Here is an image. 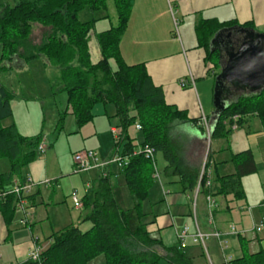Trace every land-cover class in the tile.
<instances>
[{"label":"trees","instance_id":"obj_1","mask_svg":"<svg viewBox=\"0 0 264 264\" xmlns=\"http://www.w3.org/2000/svg\"><path fill=\"white\" fill-rule=\"evenodd\" d=\"M110 1L116 12V24L95 33L101 59L92 63L88 50L90 32L97 20L109 17L106 12ZM132 4L133 0H17L13 5H0V77L4 72L42 59V66L48 70L52 96L66 95V108L58 122L60 129L67 112L80 127L93 118L95 104H112L123 135V152L130 155L126 164L116 169L136 198L131 208H121L113 192L116 172L108 171L106 176L99 173L90 195L81 197L82 214L78 223L53 232L51 243L37 259L27 258L17 264H89L100 255L104 259L102 264H194L179 245L165 246L147 231L142 220V202L154 184L153 165L142 154L131 152L137 145L148 144L165 161L162 176L178 177L183 190L193 191L200 171L183 161L182 139L186 133L181 137L183 128L177 125L188 123L201 133H205V129L200 120L188 118L184 110L165 102L161 87L152 83L143 63L127 65L123 61L119 41ZM84 8L91 13L98 10L105 13L82 21L77 13ZM34 24L45 28L37 42H32L31 38ZM230 26L233 25L205 19L195 24L197 45L205 49L208 59L218 61V52H210L209 42L219 29ZM240 26L252 28L250 24ZM13 94L0 82V158L6 157L10 163L9 171L0 173V190L14 180L22 181L21 170L34 160L42 139L41 135L22 136L14 123L3 124L11 116ZM248 115L258 116L264 128V89L240 95L231 102L209 130V140L226 137L232 125L242 126ZM135 123L141 128L136 136H131L128 129ZM176 130L180 135L174 134ZM232 160L235 172L211 179L209 187L205 186V166L200 195H240V178L253 173L255 163L249 150L233 154ZM15 202L12 194L0 198V217L7 228L16 214ZM157 247L162 253L155 249ZM222 264H264V249Z\"/></svg>","mask_w":264,"mask_h":264},{"label":"crops","instance_id":"obj_2","mask_svg":"<svg viewBox=\"0 0 264 264\" xmlns=\"http://www.w3.org/2000/svg\"><path fill=\"white\" fill-rule=\"evenodd\" d=\"M16 1L0 0V5L3 3L13 5ZM201 19L229 25L250 24L254 30L263 31L264 0H133L125 31L119 41V52L127 65L137 63L145 65L152 83L161 87L167 104L184 110L188 118L200 120L204 129L207 127L210 130L215 122L211 116L212 100L209 102L208 95L213 89L218 68L213 59H208L205 49L197 45L195 24ZM95 33L93 29L88 40L92 63L101 59ZM7 75L5 85L13 90L14 78L11 71ZM181 80L185 83L183 86L180 85ZM67 114L71 118L68 133L74 148L72 155L88 149L95 151L100 160L111 156L114 138L110 129L119 124L112 104H95L93 118L80 127L76 126L70 112ZM203 118L205 123L202 122ZM177 126H181L186 133L182 152V159L185 161L186 151L192 156L198 155L199 145L207 134L201 133L197 127L188 123L182 122ZM134 131L137 132L135 128ZM42 139L45 138L42 136ZM187 143L191 144L190 149H186ZM50 146L47 141L46 149ZM244 150L251 152L255 171L240 178V195L235 196L232 193L213 195L215 206L211 222L204 197L199 193L195 195V189L183 190L178 183V177H163L162 169L157 168L160 173L159 179L155 178L152 172L154 184L149 189L148 197L143 201L148 202L147 206L142 203L144 211L142 220L151 237L165 246L179 245L194 264H197L199 259L202 260L200 264H222L264 249V128L258 116L248 115L243 125L232 129L226 137L209 140L206 173L210 180L233 174L235 167L232 155ZM43 154L46 155V150ZM164 165L163 160L162 166ZM106 170L116 172L114 183L124 180L114 165L107 167ZM99 173L100 170L96 169L78 173L86 174V178L82 180L81 192L78 191L80 198L90 194L91 186ZM69 174L70 170H60V175ZM27 175L33 180L30 169L26 166L21 170V177ZM36 178L39 177L35 173L34 179ZM35 183L39 185L33 187L26 198L27 220L25 223L18 221L17 224L28 227L30 234L26 240L14 244L12 229L18 227L11 223L7 228L0 217V264H17L25 261L32 249V242L41 252L51 243L50 235L53 230L46 209L54 205L51 199L58 185L50 181L47 185L49 187L46 188L52 192L45 196L42 187L46 185ZM155 183L158 189L153 190ZM68 195L65 196L66 200L69 198ZM130 200L131 206L125 209L134 205L135 200L132 198ZM73 208L80 210L82 214V209ZM260 224L262 226L257 230ZM82 226L87 227L85 224ZM184 227L188 228L189 234H193L198 228L203 232L216 229L224 235L221 241L210 237L204 244L194 243L188 237L181 244L177 236ZM231 227L235 232H231ZM38 233L45 234L43 243L40 242Z\"/></svg>","mask_w":264,"mask_h":264},{"label":"rangeland","instance_id":"obj_3","mask_svg":"<svg viewBox=\"0 0 264 264\" xmlns=\"http://www.w3.org/2000/svg\"><path fill=\"white\" fill-rule=\"evenodd\" d=\"M104 13L105 12L101 10L91 13L87 8H84L77 13V17L82 21H87L92 19V17L99 18ZM106 13L109 15L107 19H99L94 23L93 29L95 32L102 31L109 28L111 25L116 24V12L111 1L108 4V11ZM44 30L45 28L41 25L34 24L31 33L32 42L39 41ZM42 63V59H38L24 64L18 70L15 68L11 71L12 77L14 78L12 87L14 96L10 99L11 116L4 120L3 124L7 125L14 123L18 132L22 136L36 137L41 135L45 138L46 142L48 141L50 143V148L46 149L47 159L45 160V154L37 153L34 160H32L27 167L30 169L35 182L49 180L58 185L56 193L53 194L51 199L53 200L54 205H51L46 209V215L53 232H58L65 227L76 224L78 215L81 214L80 210H76L72 207L73 204L68 200L69 198L66 200L65 196L73 189H78L77 191L81 192L82 180L86 178V174L75 173L74 166H72L74 153L73 155L71 153L74 148L69 138L70 134L68 133L71 125V118L68 114L65 115L63 120V127L61 129L58 128L60 113L66 108V95L65 93H59L56 96H52L48 82V70L42 66ZM214 63H217V61ZM217 68L218 72L219 66H217ZM7 74V72L1 74L2 77H0V82L5 84V81L8 78ZM208 98L210 102L212 100V89ZM128 131L130 135L137 134V132L134 131L133 126L129 127ZM184 132L185 130L183 129L181 136L183 138L185 136L183 135ZM205 133L207 134L206 130ZM174 134L180 135L178 130H176ZM184 140L185 139H182L183 142ZM190 146L191 144L187 143L186 149H190ZM208 149L209 138L206 135L205 139L202 140V143L199 145V150H197L198 155L192 156V154L187 153L186 151L184 154L185 161L191 163L192 166L197 167L200 172L205 166L207 169L209 162L207 156ZM194 153H196V151ZM155 158L157 168L161 170L163 167V158L159 153L155 155ZM9 169L10 163L8 158H0V173L7 172ZM64 169L70 170L71 174L60 175V170L64 171ZM35 173L39 178L34 179ZM124 181L125 180L123 179L116 181L113 189L115 199L123 209L131 206V198L133 200L136 199L131 194L126 184H124ZM156 186L157 184L155 183L153 190L158 189ZM46 187L49 186L42 187V193L45 196L52 192L51 189ZM147 203L148 202L146 201L143 203L145 204V207L147 206ZM21 217V213H16L12 222L13 225L18 227L12 229V239L14 244L18 241L23 242L30 234L28 227L17 226ZM38 238L40 242L43 243L45 234L38 233ZM155 249L162 253L160 248L157 247ZM103 261V256L100 255L90 264H102ZM201 262L202 260L199 259L197 264H200Z\"/></svg>","mask_w":264,"mask_h":264},{"label":"water","instance_id":"obj_4","mask_svg":"<svg viewBox=\"0 0 264 264\" xmlns=\"http://www.w3.org/2000/svg\"><path fill=\"white\" fill-rule=\"evenodd\" d=\"M223 32H229L228 35L232 32L233 37H237L236 43L231 39L222 41ZM209 49L218 52L219 72L214 77L211 112L216 122L224 109L240 95L264 89V30L240 25L223 27L211 38Z\"/></svg>","mask_w":264,"mask_h":264},{"label":"built area","instance_id":"obj_5","mask_svg":"<svg viewBox=\"0 0 264 264\" xmlns=\"http://www.w3.org/2000/svg\"><path fill=\"white\" fill-rule=\"evenodd\" d=\"M185 83L183 80L180 81V85L183 86ZM202 122L205 123V119H202ZM134 128L136 131L140 130L141 126L139 123H135ZM236 128L235 124L232 125V129ZM111 133L114 138V148L113 153L111 156H109L106 159L100 160L97 153L93 150L84 149L82 151H78L74 153L73 155V166H74V172L75 173H83L88 172L92 169L100 170V174L102 176L107 175V167L114 165L116 168H121L123 164H126L129 158V154H125L123 152V135L121 133V128L119 126L117 127H111ZM207 131V136L209 134V128L206 127L205 129ZM47 147V142L45 139H41L37 151L38 153L42 154L45 152ZM131 154L139 155L142 154L145 158H148L153 165V175L155 178L159 179L160 173L156 167L155 164V152L154 149L149 146L148 144L144 145H137L136 148L131 152ZM204 172V168L201 170L199 174V181L197 182V185L195 187V195L198 194L199 191V185H200V179L202 177V174ZM207 172V171H206ZM41 185H49L50 181L45 180L40 182ZM211 184L210 179L207 175V179L205 181V186L209 187ZM39 185V183H35L31 176L27 175L24 176L22 181L14 180L8 187L5 189L0 190V198L12 194L15 196L16 202H15V209L16 212L22 213V217L20 218V223H25L27 220L26 217L28 215L26 211V198L28 194L31 192L33 187ZM71 203L73 204V207L82 209V201L79 196V193L76 189H73L70 191L68 195ZM205 204H206V210L208 213V218L210 222L212 221L213 217V209H214V200L212 195H206L204 197ZM262 224H260L257 227V230L260 229ZM231 232H235L233 227H231ZM224 233L214 229L209 232H203L196 228V231L193 234L188 233V228L184 227L179 233H178V239L180 243H184V240L188 237L191 238V240L194 243L204 244V241L210 237L216 238L219 241H221V238L223 237ZM41 251L40 249L32 242V249L29 252L28 258L31 259H37L40 255Z\"/></svg>","mask_w":264,"mask_h":264},{"label":"flooded vegetation","instance_id":"obj_6","mask_svg":"<svg viewBox=\"0 0 264 264\" xmlns=\"http://www.w3.org/2000/svg\"><path fill=\"white\" fill-rule=\"evenodd\" d=\"M228 33L227 32H223L222 33V35H221L222 41L226 42V40L231 39L233 41V43H236V38L237 37H233L234 34H232V32L229 35H228Z\"/></svg>","mask_w":264,"mask_h":264}]
</instances>
